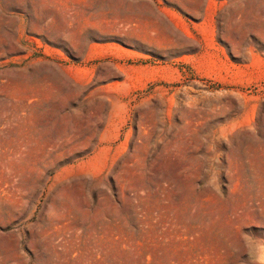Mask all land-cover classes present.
Instances as JSON below:
<instances>
[{
  "label": "rangeland",
  "instance_id": "1",
  "mask_svg": "<svg viewBox=\"0 0 264 264\" xmlns=\"http://www.w3.org/2000/svg\"><path fill=\"white\" fill-rule=\"evenodd\" d=\"M241 226L264 0H0V264H247Z\"/></svg>",
  "mask_w": 264,
  "mask_h": 264
},
{
  "label": "clouds",
  "instance_id": "2",
  "mask_svg": "<svg viewBox=\"0 0 264 264\" xmlns=\"http://www.w3.org/2000/svg\"><path fill=\"white\" fill-rule=\"evenodd\" d=\"M244 228L240 227L238 238L240 247L249 257L247 264H264V240L245 233Z\"/></svg>",
  "mask_w": 264,
  "mask_h": 264
},
{
  "label": "bare ground",
  "instance_id": "3",
  "mask_svg": "<svg viewBox=\"0 0 264 264\" xmlns=\"http://www.w3.org/2000/svg\"><path fill=\"white\" fill-rule=\"evenodd\" d=\"M111 98V97H110ZM108 100V99H107ZM116 102V101H115Z\"/></svg>",
  "mask_w": 264,
  "mask_h": 264
}]
</instances>
